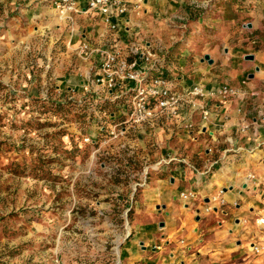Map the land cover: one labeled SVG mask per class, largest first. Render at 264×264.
<instances>
[{
	"label": "crops",
	"instance_id": "crops-1",
	"mask_svg": "<svg viewBox=\"0 0 264 264\" xmlns=\"http://www.w3.org/2000/svg\"><path fill=\"white\" fill-rule=\"evenodd\" d=\"M55 1L0 0V46L20 47L33 30L30 36L49 38L59 52L77 54L88 43L119 48L133 61L129 50L136 44L159 54L158 69L177 91L227 85L240 94L224 105L195 100L196 106L186 104L173 118L139 127L137 145L155 146V162L138 192L122 264H264V226L258 223L264 215V0H216L212 28L205 23L209 16L186 13L187 27L200 28L199 35L189 37L158 25L174 21L178 8L194 0H122L128 11L117 30L100 13L87 10V0H76L79 11L69 12L60 11ZM205 55L212 64L203 61ZM138 62L140 70L148 67ZM85 63L93 69L91 76L100 75L98 54ZM78 77L64 81L66 89L89 92L88 81ZM92 86L101 93L102 85ZM203 107L210 111L208 120ZM115 108L111 117L125 121L128 107ZM189 193L195 198L181 197ZM217 196L224 207L212 201Z\"/></svg>",
	"mask_w": 264,
	"mask_h": 264
},
{
	"label": "rangeland",
	"instance_id": "rangeland-1",
	"mask_svg": "<svg viewBox=\"0 0 264 264\" xmlns=\"http://www.w3.org/2000/svg\"><path fill=\"white\" fill-rule=\"evenodd\" d=\"M217 6L194 0L158 27L199 35L184 15L209 16L212 28ZM30 34L20 47L0 46V264H122L156 147L137 145L140 128L112 134L124 122L111 117L115 105L128 99L93 92L80 50L59 52ZM74 75L89 92L66 89Z\"/></svg>",
	"mask_w": 264,
	"mask_h": 264
},
{
	"label": "built area",
	"instance_id": "built-area-1",
	"mask_svg": "<svg viewBox=\"0 0 264 264\" xmlns=\"http://www.w3.org/2000/svg\"><path fill=\"white\" fill-rule=\"evenodd\" d=\"M87 1V10L96 11L104 16L112 30H117L118 20L128 11L122 0ZM55 6L63 12L79 11L76 0H56ZM79 50L87 58L92 54H98L101 58L100 75L92 81L94 85H102V92L115 99L129 95L127 98L129 116L122 124L115 127L113 135H126L131 129L153 124L163 116L173 118L179 115L186 104L196 106L195 100L215 99L220 105H224L231 98L240 95L237 90L227 85L218 90H205L202 86H196L189 92L175 90L173 81L158 69L157 56L149 47L132 45L129 53L135 58L133 61H129L119 48L105 50L93 48L90 44L84 43ZM138 59L146 63L148 67L140 70ZM129 81L134 82V85L127 88L125 85ZM119 89L122 93H115ZM203 108V119L208 120L210 111ZM119 126L120 129H118ZM191 127V125L187 126L188 129ZM243 129L245 130L246 127ZM252 179H254L253 176ZM181 197L187 200L195 198V194H182ZM212 201L220 203L221 207L226 204L225 200L219 196L213 197ZM258 223L264 226V215L259 218ZM253 250L256 253L260 252L259 247L254 246Z\"/></svg>",
	"mask_w": 264,
	"mask_h": 264
},
{
	"label": "water",
	"instance_id": "water-1",
	"mask_svg": "<svg viewBox=\"0 0 264 264\" xmlns=\"http://www.w3.org/2000/svg\"><path fill=\"white\" fill-rule=\"evenodd\" d=\"M247 59H249V60H253L254 59V57L253 56H247ZM208 61L210 64H212L213 63V61H212V59L210 58V56L209 55H205L204 56V59H203V61ZM161 225H163V223L161 224Z\"/></svg>",
	"mask_w": 264,
	"mask_h": 264
},
{
	"label": "trees",
	"instance_id": "trees-1",
	"mask_svg": "<svg viewBox=\"0 0 264 264\" xmlns=\"http://www.w3.org/2000/svg\"><path fill=\"white\" fill-rule=\"evenodd\" d=\"M118 102H119V101H118ZM121 104H123V103H121ZM131 211H132V210H131ZM131 211H130V212H131Z\"/></svg>",
	"mask_w": 264,
	"mask_h": 264
}]
</instances>
